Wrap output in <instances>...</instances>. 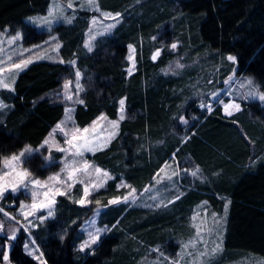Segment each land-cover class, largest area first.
I'll list each match as a JSON object with an SVG mask.
<instances>
[{
    "label": "trees",
    "instance_id": "trees-1",
    "mask_svg": "<svg viewBox=\"0 0 264 264\" xmlns=\"http://www.w3.org/2000/svg\"><path fill=\"white\" fill-rule=\"evenodd\" d=\"M50 1L0 0V30L20 29L25 45L43 41L48 32L24 19L45 14ZM98 3L102 9L122 16L110 35L98 38L94 48L86 51L84 31L91 13L80 11L71 24L53 28L65 63L33 62L17 75L11 92H1L9 110L0 119V168L4 158L27 145H40L63 116V102L47 94H55L66 80L74 78L68 61L75 59L81 72V103L74 112L78 126L89 125L100 114L115 119L118 100L124 98L126 102L128 117L120 122L116 137L107 148L86 155L114 177L89 195L88 206H78L67 196L59 197L56 218L34 232L45 260L42 264H134L132 255L123 250L119 253L118 248L135 241V237L145 239L149 246L160 242L165 248L175 249L173 239L160 232L164 225L178 226L173 219L149 216L130 224V218L134 219L130 214L137 210L108 204L109 199L125 192L117 187L121 177L140 191L172 154L179 165L188 156L207 178L194 187H183L174 211L179 220L202 200L216 212L228 204L224 252L264 257V105L259 101L242 102L240 110L229 116L222 113L221 106L206 112L194 100L181 105V93H174L181 80L161 74L173 54L157 44L159 36H165L166 43L173 37L178 42L177 54L186 47L190 54L206 48L211 53L233 55L237 73L251 75L264 91V0ZM129 45L136 48V68L131 74L127 71ZM157 50L159 57L154 60ZM59 157L60 153L54 152L48 161L44 151L34 152L23 158L22 166L30 176L45 178L59 170ZM19 198L7 193L1 207ZM97 206H108L99 221L110 230L90 253H81L75 248L80 238L74 234ZM2 219L0 208V264H41L23 250V234L17 224ZM64 230L66 234L61 237Z\"/></svg>",
    "mask_w": 264,
    "mask_h": 264
},
{
    "label": "rangeland",
    "instance_id": "rangeland-1",
    "mask_svg": "<svg viewBox=\"0 0 264 264\" xmlns=\"http://www.w3.org/2000/svg\"><path fill=\"white\" fill-rule=\"evenodd\" d=\"M98 1L51 0L45 14L26 17L24 19L26 23L34 25L38 30L48 32L47 37L36 44L25 45L20 29L11 30L10 27H6L0 30V82L9 85L7 88L0 86V104L3 105L0 107V119L9 110V105L3 100L1 92H11L17 75L29 64L41 60L65 63L60 54L61 42L57 34L53 32L56 25L71 24L80 11L90 12L83 39V48L88 52L94 48L98 38L108 36L113 32L122 20V16L120 13L102 9ZM69 4L72 7H69ZM179 18L180 16H177V19ZM166 41L165 36L157 37L158 46L160 48L166 46L167 52L173 54L170 62L161 70V74L181 80V85L174 89L175 94L181 93V105L194 100L197 107L206 112H211L215 106H221V111L226 116H229L225 111V105L228 104H238L241 108L242 102L259 101L264 105V100L260 99L264 96V91L251 75L237 73L236 59H228L229 56L234 57L233 55L211 53L206 48L190 54V49L186 47L182 50V54H177V47L175 49L171 47L174 43L178 46L177 40L172 37L168 39L169 43ZM157 51L153 55L157 54ZM28 60L32 62L19 69L14 67ZM127 60V71L131 74L136 68L134 45L128 46ZM67 64L73 68L74 78L66 80L55 94L52 91L47 94L53 98L59 97V100L63 102V116L52 126L40 145L37 147L27 145L19 152L4 158L0 168V186L7 185V191L0 195L2 220L7 224L13 222L17 224V228H20L23 234V250L41 264L45 260L35 240V230L45 226L47 221L56 218V206L60 196H67L78 206H88L90 204L89 195L103 188L107 181L114 177L110 171L89 160L86 155L107 148L118 134L119 124L122 121L120 120L121 100L124 101L122 113L124 119L128 117L125 99L121 98L118 100L115 119L100 114L89 125L78 126L74 119V112L76 105L81 103V72L76 66L75 59L68 61ZM178 64L183 67H178ZM77 72L80 74L79 78L76 76ZM209 107L211 111H208ZM230 111L231 115L236 112L231 109ZM114 121L116 122L115 127L113 126ZM85 129L88 131L85 132ZM113 132L115 135H112ZM188 137L189 135L185 138ZM69 140L72 144L68 143ZM42 151L46 153L48 161L53 158L54 152L60 153L59 170L45 178H36L28 174L23 183H20L18 174L27 172L22 166L23 158L34 152ZM12 156H18L19 160L12 162L9 166L7 162ZM173 157L172 154L171 159L161 165L140 191L121 177L117 187L123 188L125 192L121 196L109 199L108 204L109 206L126 205L127 208L137 210L130 214L134 219L129 220L130 216L125 217L127 225L128 220L131 224L149 216H152V219H157L158 216H164L168 220L173 219L178 226L164 225L160 232L165 233L167 239H173L174 244H177L175 249L165 248L160 242L149 246L145 239L135 237V241L129 242L125 247L120 246L118 252L121 253L123 250L130 253L134 264H264V257L238 251H232L229 254L224 252L223 238L228 204H225L222 211L216 212L206 200H202L190 208V212L183 220H179V215L174 211L177 200L183 194V187H194L197 183L205 182L207 178L199 167L190 163L188 156L183 159L182 165H179ZM85 165H87L86 168ZM97 169H100L99 173ZM74 170L78 171H75L70 178V173ZM193 172L196 175H193ZM34 181L40 183L36 184ZM93 185L100 186L93 187ZM85 188H88L87 196H85ZM45 192L49 193L48 200H54V203H51L49 207L34 209L33 204L39 205L47 202ZM7 193L13 196L19 195L20 198L15 203L4 202L1 207L2 198ZM33 193L36 194L35 197ZM126 197L128 199L125 201ZM82 199L85 200L83 204L79 203ZM113 200L120 202L110 203ZM8 208H12L13 211L7 210ZM107 208L108 206L95 207L77 228L74 235L79 237L80 241L75 248L81 253H90L100 238L110 230L106 224H101L99 221ZM49 211L52 212L51 216H48ZM65 234L66 230L61 233V237ZM93 235L99 236L95 244L90 242ZM85 244L88 246L82 248Z\"/></svg>",
    "mask_w": 264,
    "mask_h": 264
},
{
    "label": "snow or ice",
    "instance_id": "snow-or-ice-1",
    "mask_svg": "<svg viewBox=\"0 0 264 264\" xmlns=\"http://www.w3.org/2000/svg\"><path fill=\"white\" fill-rule=\"evenodd\" d=\"M69 7H72V5L69 4ZM117 15H119V14H117ZM45 22H48V21H45ZM69 22H70V20H69ZM171 47H172L173 49H175V48L177 47V45L174 43V44L171 45ZM89 50H91V47H90V46H89ZM158 54H159V50L157 51V54L153 55L152 58L155 60V59L157 58V55H158ZM130 59H131V57H130ZM228 59H229V60H234L235 58L229 56ZM31 62H32L31 60H28V61H22L21 64L14 65V67H16L17 69H19V68H21V67L26 66L28 63H31ZM178 67H183V65H179V64H178ZM79 75H80V74L77 72V73H76L77 78H79ZM0 86L5 87V88L9 87L8 84H5V83H3V82H0ZM250 95H253V94L250 93ZM68 98L71 99V97H68ZM260 99L264 100V96H261ZM120 105H121V115H120V120H123V119H124V116H123V114H122V113H123V107H124V101H123V100L120 101ZM0 107H3V105L0 104ZM201 107H204V105H201ZM230 109H231V110L239 111L240 106H239L238 104H234V103H233V104L225 105V111H226V113H227L228 115H231V111H230ZM208 111H211V108H210V107L208 108ZM180 119H181V121H183V122L186 123V121H184V118H183V117H181ZM113 126H114V127L116 126V122H115V121L113 122ZM84 131L87 132L88 130L85 129ZM112 135H115V133L113 132ZM73 139H75V137H73ZM45 143H47V141H45ZM68 143H69V144H72V141L69 140ZM61 151H63V149H61ZM21 155H23V154H21ZM17 160H19V157H18V156H12V157H11V160L8 161L7 163L9 164V166H11V163L14 162V161H17ZM86 167H87V165H85V168H86ZM75 171H78V170H74L73 173H70V178L74 175ZM96 171H97V173H99V172H100V169H97ZM6 175H7V174H6ZM18 175H19V178H20L19 182H20V183H23V181H24V179L27 177L28 173H27V172H22V173H19ZM193 175H196V173L193 172ZM34 183L39 184L40 182H39V181H34ZM99 186H100V185H93V187H99ZM13 188H15V185H13ZM5 191H7V185L0 186V195H2L3 192H5ZM56 194H61V195H62V194H64V193H56ZM35 195H36V194L33 193V196H34V197H35ZM87 195H88V188H85V196H87ZM44 196H45V200H46L47 202H46V203H41V204H39V205H37V204H33L32 207H33L34 209L37 208V207H39V208L49 207L51 203H54V200H48V196H49V193H48V192H45V193H44ZM124 199H125V201H126L128 198L126 197V198H124ZM119 202H120L119 200H113V201H110V203H112V204L119 203ZM79 203L83 204V203H85V200L82 199L81 201H79ZM51 215H52V212L49 211V212H48V216H51ZM0 227H2V226H0ZM98 239H99V236H98V235H93V236L91 237V241H90V242H91L92 244H95V243L97 242ZM87 246H88L87 244L82 245V248H85V247H87Z\"/></svg>",
    "mask_w": 264,
    "mask_h": 264
}]
</instances>
